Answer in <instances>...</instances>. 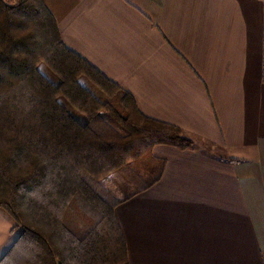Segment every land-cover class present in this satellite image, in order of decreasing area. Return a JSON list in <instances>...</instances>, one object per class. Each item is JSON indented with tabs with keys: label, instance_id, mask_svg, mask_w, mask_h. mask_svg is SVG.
<instances>
[{
	"label": "crops",
	"instance_id": "obj_1",
	"mask_svg": "<svg viewBox=\"0 0 264 264\" xmlns=\"http://www.w3.org/2000/svg\"><path fill=\"white\" fill-rule=\"evenodd\" d=\"M63 43L181 127L116 208L130 264H264V0H43ZM0 209V260L20 233Z\"/></svg>",
	"mask_w": 264,
	"mask_h": 264
},
{
	"label": "trees",
	"instance_id": "obj_2",
	"mask_svg": "<svg viewBox=\"0 0 264 264\" xmlns=\"http://www.w3.org/2000/svg\"><path fill=\"white\" fill-rule=\"evenodd\" d=\"M157 144L197 147L72 52L43 0H0V209L20 233L0 264H130L116 208L132 195L106 178L154 185L166 165Z\"/></svg>",
	"mask_w": 264,
	"mask_h": 264
},
{
	"label": "rangeland",
	"instance_id": "obj_3",
	"mask_svg": "<svg viewBox=\"0 0 264 264\" xmlns=\"http://www.w3.org/2000/svg\"><path fill=\"white\" fill-rule=\"evenodd\" d=\"M39 67L48 77L52 76V71H50L44 63H42ZM147 156L148 155H145L144 157ZM130 169L134 170L136 175L140 177L141 180L150 181L149 174L141 168V165H139L138 161L131 162ZM106 185L115 193L118 198L131 195L132 192L136 189H139L140 186L138 183H134L128 177L120 173V171L109 174L106 178ZM13 224H15L14 221ZM17 231L19 232V230Z\"/></svg>",
	"mask_w": 264,
	"mask_h": 264
}]
</instances>
